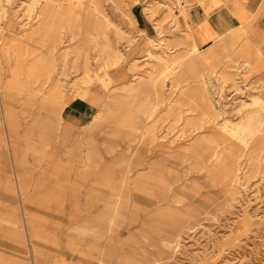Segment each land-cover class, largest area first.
Instances as JSON below:
<instances>
[{"label":"rangeland","instance_id":"374dc122","mask_svg":"<svg viewBox=\"0 0 264 264\" xmlns=\"http://www.w3.org/2000/svg\"><path fill=\"white\" fill-rule=\"evenodd\" d=\"M96 1L0 0V264H264V80L199 76L185 0Z\"/></svg>","mask_w":264,"mask_h":264},{"label":"crops","instance_id":"0c3cea01","mask_svg":"<svg viewBox=\"0 0 264 264\" xmlns=\"http://www.w3.org/2000/svg\"><path fill=\"white\" fill-rule=\"evenodd\" d=\"M94 5L96 0H88ZM96 5L98 2L96 1ZM185 22L188 25L185 37L189 34V40H185V52L193 51L191 45L196 47L197 58L200 62L204 75L207 70H212L220 63H226L229 60L238 59V62L246 61L248 67L254 71L255 79L264 80V0H185ZM43 8L60 10V4L52 1L43 3ZM166 59L159 60V68L173 67L181 68L180 59L173 66V56H165ZM167 78V77H166ZM163 77H151L138 79L136 83L123 86L128 98H134L140 95L139 86L142 80L150 83L164 81ZM53 80L49 92V97L57 106H61L64 100V93L57 79L47 78L39 79L38 83L49 82ZM186 80V81H185ZM183 77L173 78L184 88ZM7 86L16 85V80L7 79ZM33 90H30L29 94ZM174 104V102H173ZM172 103L168 104V110H171ZM145 112L151 116L154 107L142 104Z\"/></svg>","mask_w":264,"mask_h":264},{"label":"bare ground","instance_id":"6f19581e","mask_svg":"<svg viewBox=\"0 0 264 264\" xmlns=\"http://www.w3.org/2000/svg\"><path fill=\"white\" fill-rule=\"evenodd\" d=\"M188 38H189V37H188ZM193 49L195 50V49H196V47H193ZM151 77H152V75H151ZM151 77H150V78H151Z\"/></svg>","mask_w":264,"mask_h":264}]
</instances>
